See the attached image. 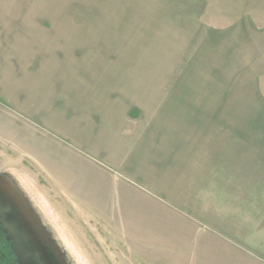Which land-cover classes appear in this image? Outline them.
I'll use <instances>...</instances> for the list:
<instances>
[{
  "label": "rangeland",
  "instance_id": "obj_1",
  "mask_svg": "<svg viewBox=\"0 0 264 264\" xmlns=\"http://www.w3.org/2000/svg\"><path fill=\"white\" fill-rule=\"evenodd\" d=\"M29 15L41 50L0 37V172L68 264H264L246 246L264 239V0H32ZM53 56H74V89ZM60 93L77 141L54 124ZM103 159L141 160L142 178Z\"/></svg>",
  "mask_w": 264,
  "mask_h": 264
},
{
  "label": "crops",
  "instance_id": "obj_2",
  "mask_svg": "<svg viewBox=\"0 0 264 264\" xmlns=\"http://www.w3.org/2000/svg\"><path fill=\"white\" fill-rule=\"evenodd\" d=\"M31 4H32V0H0V37L1 38H7V36H9L8 35L9 33H10V35H12L16 32L15 36L17 34V36L19 38L24 39L23 41H21V43L22 42L23 43H22V45H20V48H22L23 52H28V53H30L32 50L34 51V49L36 51L41 50V48L36 49L40 46L32 47L31 45H28L30 40L31 41L34 40V39L33 40L31 39L33 36L31 35V29H30V15L29 14H30V9H31ZM4 15L6 16V19H4ZM25 21L27 22V27H25ZM37 31L40 32V30H37ZM43 37H44V39H48V40L43 41L45 46H41V47L47 46L48 48H51V47L61 48L60 45L57 46V40L51 39V37H53L52 34L51 35H48V34L44 35L41 38H43ZM29 38H30V40H29ZM7 42H9L8 39H7ZM55 48H51V49H55ZM64 48L70 49V47H64ZM63 61H64L63 62L64 64L62 62H60L56 56H53V59L50 60V65H54V66H51L50 69L52 70L54 68V71L56 72L57 67H55V66L58 64H63L65 66V68L61 65L59 67L60 70L58 69L59 71L54 73L53 75L55 76V78L57 80H59L60 84L66 83V84L70 85L72 89H74V56H72V57L67 56L65 58V60H63ZM65 61L67 62V64L65 63ZM64 72L67 74H65ZM46 74H47V72H46ZM39 81H41V80H39ZM39 81H38V83L41 86L42 94L45 96V92L47 89L44 86L45 84L43 85ZM43 83H45V81ZM60 88L62 89V87H60ZM57 96H58V98H57ZM57 96H56V98H57L56 100H55V98L52 99L57 104V106L55 107V113L57 114V116L54 120L55 121L54 124L58 128V131L61 133L62 137L74 139V96L73 95L70 96V98H69L70 103H68V102L62 103L61 97L63 98V94L60 93ZM25 104L27 105V100L25 101ZM66 113H71V116H69L68 118L64 117V114H66ZM87 134H90V133L88 132ZM36 138L40 139L39 137H36ZM105 138H106L105 135L103 138H101V144L103 143V145L101 146L100 144H97L99 147L104 146L103 148H105L104 143L110 142V138L109 139H105ZM88 139L89 138L87 136V139H85V141L86 140L88 141ZM42 140L47 141L46 139H42ZM104 140H105V142H104ZM74 141H77V140L74 139ZM85 141L83 144L85 147H88V149L92 150L93 148H97V147H95L96 145L93 146V145H91L92 143L86 144L87 142H85ZM38 146L40 148L43 145L38 144ZM22 154L29 156L30 160H47V159H43L41 154H37V153L35 154V153L24 151V152H22ZM103 160L107 161L108 164L110 166H112V168L114 166L122 165L125 163L127 164L130 162V166H132L133 172L142 178V176H141V171H142L141 160L139 163V168L137 166H134L130 160H106V159H103ZM46 169L49 170L50 172L52 171L54 174L56 173L55 169H53V167L47 166ZM200 172H201V170H200ZM205 172L206 171L203 169L202 174ZM64 174L67 176V178H73V176L68 175V174H71L69 170H66V172H64ZM65 175H64V177L62 176V178H60V179L66 178ZM55 176H57V175L55 174ZM59 176H61V175L57 176L58 179H59ZM171 209L174 210L175 206H172ZM185 213H190V211L186 210V212H184V214ZM224 234L228 235L227 233H224ZM260 235H262L263 236L262 238H264V227L262 228V232ZM240 243H242V242H240ZM246 246L251 252H255L258 256H262V258H264V239H263V242L261 243L262 247H256L255 243L251 244L248 242H247Z\"/></svg>",
  "mask_w": 264,
  "mask_h": 264
},
{
  "label": "water",
  "instance_id": "obj_3",
  "mask_svg": "<svg viewBox=\"0 0 264 264\" xmlns=\"http://www.w3.org/2000/svg\"><path fill=\"white\" fill-rule=\"evenodd\" d=\"M12 175L0 172V224L21 264H68L66 253Z\"/></svg>",
  "mask_w": 264,
  "mask_h": 264
},
{
  "label": "flooded vegetation",
  "instance_id": "obj_4",
  "mask_svg": "<svg viewBox=\"0 0 264 264\" xmlns=\"http://www.w3.org/2000/svg\"><path fill=\"white\" fill-rule=\"evenodd\" d=\"M0 264H21L15 253L14 245L1 228L0 224Z\"/></svg>",
  "mask_w": 264,
  "mask_h": 264
}]
</instances>
